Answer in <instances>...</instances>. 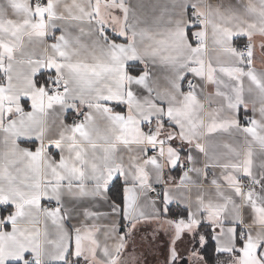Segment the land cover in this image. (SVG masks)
Segmentation results:
<instances>
[{
  "label": "snow or ice",
  "instance_id": "1",
  "mask_svg": "<svg viewBox=\"0 0 264 264\" xmlns=\"http://www.w3.org/2000/svg\"><path fill=\"white\" fill-rule=\"evenodd\" d=\"M160 7L147 26L127 0H0V264H124L154 221L165 264L183 261L178 242L207 264L210 240L217 264H264V0ZM97 204L127 221L103 243Z\"/></svg>",
  "mask_w": 264,
  "mask_h": 264
},
{
  "label": "crops",
  "instance_id": "2",
  "mask_svg": "<svg viewBox=\"0 0 264 264\" xmlns=\"http://www.w3.org/2000/svg\"><path fill=\"white\" fill-rule=\"evenodd\" d=\"M70 3L71 0H68ZM175 0H127L128 5L133 9L134 14L137 17H140L147 26H153V20L155 17L159 16L161 14V5L165 3H173ZM211 3H222L225 5H228L230 3H235V0H209ZM243 2H247V0H243ZM143 5V7H140L139 5ZM118 11V10H117ZM111 31V29H109ZM245 42V39L242 38L238 41L240 46H243ZM256 57H257V64L256 67L259 69L261 67L259 63V58L261 57V52L259 49V42H257V47L255 50ZM143 69V64L139 62H135V68L134 71H141ZM155 71V69H153ZM0 76H2V73H0ZM199 90V89H198ZM209 90H214L213 86H206L205 88V94ZM258 107V106H257ZM248 116L250 118H256L259 119V112L253 111L252 107L250 106L247 109ZM243 114V112L241 113ZM74 116L71 111L66 113L64 117H61L65 119V122H69V117ZM50 122H55L53 124L54 130H58L59 120L57 116L54 114L50 118ZM259 163V161H257ZM196 167L203 168L204 167V160L201 158L200 162L196 164ZM206 172L209 173L207 181H203V186L207 188L208 183L211 181L213 177L219 179L221 174V169L219 168H213L208 167L205 169ZM165 172L168 173V169L165 168ZM182 173V169L180 170H173L170 175L173 178L179 177V175ZM222 182V181H221ZM123 187H124V180L122 177L117 178L113 181V184L110 186V192L109 196L113 199H115L117 202L122 199L123 196ZM196 189L192 190V198L195 199ZM46 203V202H42ZM172 208V212H170L168 215L173 216L175 212L178 209L185 208L186 205L184 204H173L170 205ZM92 210H98L100 213H102V216L99 220L95 221L100 226V232L97 234L101 243L104 242L105 236L104 232L105 229L110 226L111 224L115 223L117 227V231H121V225L123 224L124 229L127 228V221L122 220L119 217H116L114 220L109 217V209L107 208L106 204H97L93 206ZM5 211L3 208H0V216L4 215ZM245 220L250 223V219L247 216V213H245ZM85 221L81 218L79 213H76L75 218L71 219V224L74 226H79L80 223H84ZM91 223V221H89ZM159 222L154 221L150 224H142L138 225V228L136 231L132 233V239L129 241V244L123 254V260L124 264H165V256L167 255L166 248H167V241L168 236L163 231H159L158 241L159 243H156L155 241L152 243L151 246L147 243L148 239L152 237L153 230L158 227ZM42 226V225H41ZM244 227L243 225L241 226ZM206 231H210V227L205 229ZM211 245V250L208 252V254L204 255L203 250L208 246ZM179 251L183 254V261H181V264H186L188 261V257L190 255V245L185 242L184 244H179ZM201 254L204 256L205 261L207 264H217V260L224 259L225 254H219L215 251V241L210 240L208 244H206L203 248L198 249Z\"/></svg>",
  "mask_w": 264,
  "mask_h": 264
},
{
  "label": "trees",
  "instance_id": "3",
  "mask_svg": "<svg viewBox=\"0 0 264 264\" xmlns=\"http://www.w3.org/2000/svg\"><path fill=\"white\" fill-rule=\"evenodd\" d=\"M210 250H211V245L209 244V245L203 250L204 255L208 254V252H210Z\"/></svg>",
  "mask_w": 264,
  "mask_h": 264
},
{
  "label": "built area",
  "instance_id": "4",
  "mask_svg": "<svg viewBox=\"0 0 264 264\" xmlns=\"http://www.w3.org/2000/svg\"><path fill=\"white\" fill-rule=\"evenodd\" d=\"M73 119H75V116L69 117V122Z\"/></svg>",
  "mask_w": 264,
  "mask_h": 264
}]
</instances>
